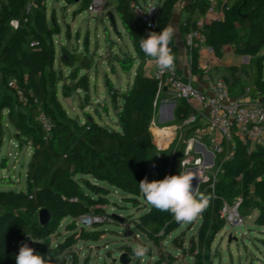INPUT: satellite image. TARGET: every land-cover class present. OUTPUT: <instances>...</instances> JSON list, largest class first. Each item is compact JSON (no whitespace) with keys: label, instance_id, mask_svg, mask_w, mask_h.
<instances>
[{"label":"trees","instance_id":"16d2710c","mask_svg":"<svg viewBox=\"0 0 264 264\" xmlns=\"http://www.w3.org/2000/svg\"><path fill=\"white\" fill-rule=\"evenodd\" d=\"M89 1L81 0L80 10L87 8ZM114 1L115 15L132 47V54L121 51L114 62L125 74L134 70V75L125 90L109 88V105L102 110L113 112L116 122L112 127L97 125L91 120L90 124L80 125L57 101L59 81L54 69V37L59 29L54 21H48L45 0H0V148L4 137L1 124L6 118L14 130L17 150L22 146L31 149L25 173L26 188L19 192L0 191V264H16L15 255L22 241H31L36 252L46 257L49 254L54 260L80 240H97L102 233H86L80 229L63 243L51 245V237L65 219L106 217L111 224H123L124 220L120 222L102 209L109 192H121L126 196L125 202L137 208L140 199L146 201L139 182L145 177L149 180L151 174L154 180L166 176L167 161L162 159L151 133L158 111L157 82L144 74V65L151 58L139 47L140 39L150 30L136 25L132 5L138 3L137 0ZM178 4H182L187 13L181 23L182 36L193 30L208 7L205 0H160L154 31L159 32L169 24ZM226 6L229 10L223 19L205 27L206 45L218 59L223 57L226 48L238 57L250 58L248 64L240 66L249 68L247 85L242 84L236 67H225L226 74L221 78L230 95L264 96L263 59L259 56L264 49V0H229ZM13 21L18 22L16 29L11 26ZM106 41L108 54L114 46L118 47L107 35ZM169 47L177 59L173 40ZM60 53L58 71L74 68L70 78L75 83L69 90L87 92L89 75L78 78L82 71L92 70V59H88L87 51L77 53L61 47ZM110 66L115 72V66ZM11 82L15 83L14 88L9 87ZM17 91L27 99L26 104L20 102ZM42 112L53 122L48 135L37 121ZM191 114L184 102H180L174 112L178 124ZM194 128L182 129L185 140ZM217 161L220 173L213 189L211 180L198 186L201 192L212 196L209 206L198 217L197 246L202 250H209L215 236L227 225L220 214L224 203L232 205L240 199V215L244 218L243 212L251 208L257 212L253 223L264 226V144L251 147L236 140L232 158L223 161L218 157ZM7 165V158L3 157L0 171L6 170ZM8 181L11 183L10 179ZM144 205L140 210H146ZM41 209L50 214V222L45 227L38 223ZM131 224L155 249L153 264L179 262L178 255L185 250L184 239L180 234H173L187 223H177L169 213L150 205L145 213L132 219ZM29 236L42 243L34 242ZM201 258L211 264L205 252L201 253Z\"/></svg>","mask_w":264,"mask_h":264},{"label":"rangeland","instance_id":"374dc122","mask_svg":"<svg viewBox=\"0 0 264 264\" xmlns=\"http://www.w3.org/2000/svg\"><path fill=\"white\" fill-rule=\"evenodd\" d=\"M159 1L137 0L143 6L149 4L157 6ZM45 5L48 21H54L59 29L58 34L54 37L57 54H59L61 47H65L77 53L87 51L88 59H92V70L89 72L82 71L78 75V78L81 75H89L87 92L69 90L75 83L70 78L74 68H62L61 71H58V64L55 63L54 69L59 81L57 83V101L66 111V114L80 125L90 124L91 120L97 125L115 127V119L111 110H108V115H105L106 113L102 110L103 106L109 105V88L111 86L114 91L125 90L128 87L127 83L131 85L133 79L132 72L125 74L114 62V57L120 55L121 51L132 53L130 41L113 9L115 1L105 0L101 16L90 15L87 8L80 10L81 0L78 3H75L74 0H45ZM108 13L113 15L116 28L110 24ZM106 35L110 41L118 44V47L114 46L113 51L109 54L107 53ZM224 53L227 63L234 61L235 58H233L231 49L226 48ZM259 56L263 59L262 73H264V49L261 50ZM237 60L245 65L250 62V58L247 56ZM111 64L115 66V72H113ZM238 71L239 79L246 83L249 77V68H240ZM2 91L5 92V90ZM157 99L158 111L151 126V133L157 136L152 135L154 144L162 159L167 161L166 175H177L180 170L192 171L196 175L198 171L193 166V160L201 158V156L196 147L187 154L184 131L180 129L175 116L161 125L167 127L165 134L156 131V127L163 118V114L159 111L161 99ZM6 114L7 111L4 110V117ZM98 114L104 118L102 121ZM1 128L4 137L0 148V162L3 157H6L8 165L6 170L0 171V191L19 192L26 188L25 173L31 149L22 146L20 151L17 150V142L13 139L14 130L6 118L1 124ZM187 161H190V164L183 165ZM154 178V174H151L149 182ZM8 179L11 180V183ZM193 185H198L197 180L193 181ZM124 197L126 196L121 192L111 190L106 197L107 202L102 206L105 214L118 215L125 221L123 224L116 225L107 221L93 225L92 228H86L84 230L86 233L97 231L102 233V236L97 240L90 238L76 242L71 249L54 259L53 264H73L74 260H76V264H120L119 258L122 253L127 254V264H153L155 249L151 248V243L131 224V220L145 213L150 204L142 198L139 200L140 206L135 208L131 203L125 202ZM144 204L147 208L142 211L140 207L145 206ZM243 213V226L239 228L227 224L215 236L209 250H202L197 246L198 228L200 226L198 218L183 225L173 234H180L184 239L183 247L185 250L178 255L179 262L177 264H207L201 258L203 252L209 255L211 264H264V226L260 227L253 223V219L257 215L256 211L248 208ZM74 224L75 228H73ZM70 227H72L71 231H69ZM79 228L73 220L65 219L60 224L58 232L51 237V245L55 247L63 243L69 235L79 232ZM137 244H143L149 249L142 259H138L132 254V249ZM127 249L131 252H127ZM173 252L175 253V251Z\"/></svg>","mask_w":264,"mask_h":264},{"label":"built area","instance_id":"2783aa9c","mask_svg":"<svg viewBox=\"0 0 264 264\" xmlns=\"http://www.w3.org/2000/svg\"><path fill=\"white\" fill-rule=\"evenodd\" d=\"M205 1L208 5L205 13L196 21L193 30L183 36L184 44L190 51L196 46H206L205 27L212 22L222 20L224 13L229 10V7L226 6L229 0ZM104 5L105 0H90L87 12L90 15L101 16ZM132 13L136 18L138 28L150 31L156 29L158 18L156 5L143 6L135 3L132 5ZM11 26L16 29L18 22H11ZM206 48L210 55L214 54L210 47ZM189 59L191 63L193 60L191 52ZM199 70L207 85V94L193 87L190 80L182 79L178 73L177 64L172 72L161 73L155 68L152 77L157 82V97L166 91L173 98L175 107L180 102H184L192 111V114L179 124L180 129L195 127L190 137L185 141V150L189 154L194 147L209 149L210 158L201 154V158L193 160V166L198 171L196 174L198 186L211 180L213 189L220 173L218 157H222L223 161L231 159L236 140L243 144L248 143L251 147L264 144V104H241L231 100L225 82L214 76L212 63H205ZM14 86V82L9 83V87L14 88ZM17 95L20 102L27 103V99L21 92L17 91ZM37 121L44 133L48 135L53 128L52 119L42 112L38 114ZM189 164L190 161H187L183 165ZM241 202L239 199L232 205L224 203L220 214L226 224L239 228L243 226L244 218L239 213ZM107 221L109 219L106 217L90 216L74 220L77 227L84 230L92 228L94 224Z\"/></svg>","mask_w":264,"mask_h":264},{"label":"clouds","instance_id":"9594fccd","mask_svg":"<svg viewBox=\"0 0 264 264\" xmlns=\"http://www.w3.org/2000/svg\"><path fill=\"white\" fill-rule=\"evenodd\" d=\"M175 35V27L169 24L159 32H148L139 41L140 50L154 61L155 68L161 73L172 72L176 68V57L169 47ZM194 180L198 177L192 171L180 170L179 174L166 175L162 180L149 182L145 177L139 182V190L158 211L169 213L177 223H191L207 209L212 199L211 194L201 192L198 185H193ZM29 239L33 240L30 236ZM148 251L145 245L137 244L132 254L142 259ZM15 261L16 264H53L52 256H42L24 241L20 243Z\"/></svg>","mask_w":264,"mask_h":264},{"label":"crops","instance_id":"0c3cea01","mask_svg":"<svg viewBox=\"0 0 264 264\" xmlns=\"http://www.w3.org/2000/svg\"><path fill=\"white\" fill-rule=\"evenodd\" d=\"M186 17H187V13L183 11V5L178 4V5H176L174 12H173V16L169 22V24H172L176 29V35L173 38V43L177 47L176 64H177L178 73L182 79L190 80L193 87H195L199 91L207 94L208 93L207 85L202 78V73L199 70L200 67H202L207 62L212 63L214 76L216 78L222 79L221 77L226 74L225 70H224L225 67L232 66V67H236L239 70L240 66L244 65V64L237 60L241 57L238 58L234 53H233V58H235L234 59L235 62L233 61L231 63H227L226 56H225L224 52H223L224 53L223 57L221 59L216 58L214 54L210 55L207 52V48H206L207 45L206 46H196L194 48L195 52L193 53V60L190 63L189 58H190V52L191 51H190V49H188L185 46L184 41H183V36L181 34V23ZM60 52H61V48L59 50V54H57V51H56L55 63H57L58 65H59V60H60V56H61ZM154 70H155L154 61L152 59L147 60L145 65H144V68H143L144 74L146 76H152ZM115 71H116V69H115ZM132 73L134 75V70L132 71ZM237 74H239V71H237ZM242 84L247 85V81H246V83H244L242 81ZM127 85H128V87L130 86L128 83H127ZM158 98L161 99V106L159 107V111L163 114V118L161 119V121H160L159 125L156 127V129L157 130H162V129L165 130V129H167V127L161 126V125L164 124L166 121H170L171 119H173L174 112H175L177 105H176V107L174 106L175 104H173V98L166 91H164L162 94H160L158 96ZM230 99L233 101H238L241 104H249V103L264 104V96H260V95L257 96L256 98H252V97H248V96L236 97L234 95H230ZM111 113H113V112L111 111ZM105 115H108V114L106 113ZM112 115L115 119L114 114H112ZM98 117L101 121L104 119L99 114H98ZM115 122H116V119H115ZM102 124H103V122H102ZM166 131H168V130H166ZM151 132H152V129H151ZM152 135H153V133H152ZM153 136H156V135L154 134ZM197 151L199 152L200 155L204 154L207 158H210L209 149L205 150L203 147H197Z\"/></svg>","mask_w":264,"mask_h":264},{"label":"water","instance_id":"95a60500","mask_svg":"<svg viewBox=\"0 0 264 264\" xmlns=\"http://www.w3.org/2000/svg\"><path fill=\"white\" fill-rule=\"evenodd\" d=\"M75 3H78L79 0H74ZM108 19L110 24L115 28V23H114V17L111 13H108ZM115 219L119 220L120 222H123V219L119 217L118 215H112ZM50 222V214L46 209H41L38 212V223L41 227H45L49 224ZM30 247L34 248L32 245V242L29 241L27 242ZM127 254L122 253L120 258H119V263L120 264H127L128 260L126 259Z\"/></svg>","mask_w":264,"mask_h":264},{"label":"bare ground","instance_id":"6f19581e","mask_svg":"<svg viewBox=\"0 0 264 264\" xmlns=\"http://www.w3.org/2000/svg\"><path fill=\"white\" fill-rule=\"evenodd\" d=\"M156 131H158L159 133H161V134H165V130H156ZM196 186V185H195Z\"/></svg>","mask_w":264,"mask_h":264}]
</instances>
